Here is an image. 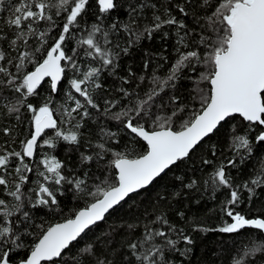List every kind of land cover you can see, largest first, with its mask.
I'll return each mask as SVG.
<instances>
[{"label":"snow or ice","instance_id":"snow-or-ice-1","mask_svg":"<svg viewBox=\"0 0 264 264\" xmlns=\"http://www.w3.org/2000/svg\"><path fill=\"white\" fill-rule=\"evenodd\" d=\"M97 2L100 13H109L117 7L115 0ZM88 3L89 0H16L6 20L7 26L16 29L15 39L9 43L12 50L18 54L15 58H9L10 54L0 49V62H6L16 69L13 73L5 63H0V74L6 78L0 81V85L10 87L14 93L21 94L15 104L7 107V111L10 114L15 113L19 119L21 108H26L32 113L33 127L30 138L21 141V151L0 150V186H8V168L13 159L18 161L15 166L18 181L13 185L14 190L8 192V195L17 202L13 206L16 212L23 208L21 187L29 180L25 173L32 171L26 158L36 156L40 147L39 140L45 131L55 130L53 138L43 140V144L50 148H55L59 140L78 144L82 121L90 115L88 107L97 111L102 108L94 96L96 90L102 88L98 82L102 72L109 67L115 68L121 53L127 54L131 45L145 33L151 37L153 32L160 30L164 25L178 24L181 29L186 28L183 21H178L169 13L167 18L154 15L153 23L145 25L143 31H138V21L143 15V9L156 7L147 4L145 0L137 5H130L128 23H113L109 28L93 24L86 36L76 39L77 47L67 49L65 45L71 42L73 29L85 13ZM199 4L202 8L211 7L213 0H199ZM177 7L185 16L188 15L185 7L180 5ZM57 17L63 20L62 28L58 38H52L49 45V33L57 26ZM205 20L210 29L208 37L201 36L199 44L192 50L181 51L180 47H177L178 58L168 74L161 78L153 73L150 79L151 87L144 94V98L137 97L133 101L131 99L133 93L120 89L129 103L122 107L114 118L120 120L137 138L146 142L145 150L139 155L131 156L126 152L113 151L112 148L106 147L105 143H97L98 159L106 153L112 154L110 164L116 170L114 182L105 179L93 190L87 191L85 194L91 198V202L76 211L72 217L46 228L43 224L35 226L40 229V233L31 244L26 257L20 259L17 264H55L54 258H61L66 251L70 252L74 244L87 234L86 230H91L98 222L104 221L110 210L121 205L130 194H138L140 190L152 185L177 162L189 158L205 138L215 134L222 123L235 115L238 114L248 122L250 128L257 125L264 128V0H216L211 15ZM41 22L47 25V31L39 30ZM121 28L129 36L128 46L122 49L119 44H113L109 39L110 33L118 32ZM187 35L185 32L178 40L179 45L184 48L188 47L185 44ZM30 37L37 38L38 47L29 48ZM4 38L0 34V39ZM201 45L204 49L203 54L199 50ZM78 48L83 49L84 55L98 64L89 66L79 78L74 77L69 81L71 89L84 98V103L69 94V99L74 100L75 107L65 109V114L73 118L72 114L77 113L80 122L74 126L75 130L64 131L54 118V110L48 102L37 107L26 100L27 97L37 94L46 77L50 78L51 91L56 92L58 85L66 77V68L80 72V65L76 60L79 55ZM69 51L71 55L68 54ZM193 61L196 65L203 63L210 67L211 70L207 74L202 73L200 79L207 80L211 87L208 93L201 90L199 109H194L186 120H182L179 126H176L175 120L181 119V114L186 109L177 105L169 114H164L166 106L156 105L155 100L167 87L174 86V82L184 70L188 68L196 70ZM28 65L33 66L31 71L26 70ZM147 67L146 63L145 68ZM145 79L143 76L140 77L141 82ZM177 99L173 96L170 101L175 104ZM119 104L120 101L105 100L104 113L107 114ZM158 112L161 114H157ZM3 131L7 135L11 130L5 128ZM104 135L111 137L114 134ZM255 141L258 144L264 142V131L256 135ZM231 147L234 150L244 149L249 154L253 151L248 134H237L235 128ZM92 159V156L82 155V160ZM40 163L44 171L40 172L42 182L37 185L33 207L56 205V193L64 184L74 185L78 191L85 192L86 181L72 179L62 174V164L55 156H44ZM204 163L208 164L211 161L205 160ZM228 164L234 166V160H229ZM195 184L196 181L193 180L186 187L192 188ZM211 184L213 191L224 188L229 193L221 210L232 222L225 223L216 230L222 233H238L245 228L264 231V217L248 218L234 211L235 206L241 202V189L251 194L254 188L250 185L264 186V163L253 178L235 186L225 166L221 165L214 171ZM51 185L58 187L53 189ZM13 215V209L7 206L4 199H0V264H12L13 249L24 246L15 222L9 220ZM23 216L26 220L29 219L27 211L23 212ZM180 216L183 217V213H180ZM150 223L159 224V227L146 224L141 236L127 245L129 255L123 257L121 264H174L167 258V254L171 251H180L177 244L181 239L189 245L193 243L192 238L184 234V229H178L164 215H157ZM127 227L132 230L136 226L129 224ZM193 230L203 228L197 226ZM256 252H264V244L254 243L252 247L246 246L243 256L234 258L233 264H245V259ZM185 254L186 252L181 253ZM79 255L82 258L95 256V264H115L107 257L100 258L93 244L81 248ZM76 264H79V261Z\"/></svg>","mask_w":264,"mask_h":264},{"label":"trees","instance_id":"trees-1","mask_svg":"<svg viewBox=\"0 0 264 264\" xmlns=\"http://www.w3.org/2000/svg\"><path fill=\"white\" fill-rule=\"evenodd\" d=\"M115 2L117 7L105 14L100 13L97 0H89L85 13L73 29L71 42L65 47L67 49L77 47L76 39L86 36L93 24H101L104 28H109L113 23H128L130 5H137L145 0H115ZM15 3L16 0H0V34L5 37L0 39V49L10 54L9 58H15L18 54L12 50L9 43L15 39L16 29L6 24L11 6ZM146 3L156 7L143 9V15L138 21V31H143L145 25L152 24L154 15L167 18L169 13L178 21H183L186 28L181 29L178 24L164 25L160 30L153 32L151 37L145 33L131 45L127 54L121 53L115 68L109 67L102 72L98 81L102 88L94 93L102 108L97 111L88 107L90 115L82 121L78 144L59 140L55 148H50L43 144V140L53 138L55 130L45 131L39 141L40 147L36 156L33 159L26 158L32 171L25 173L29 180L21 187L23 208L19 212L13 208L17 202L8 195L9 191L14 190L13 185L18 181V175L15 173L18 161L15 159L11 161L7 176L9 184L7 187L0 186V199H4L7 206L13 209L14 215L9 217V220L15 222L24 245L13 249L12 262L17 263L28 254L31 244L40 233V229L35 226L43 224L46 228L72 217L76 211L91 202V198L85 194L87 191L93 190L105 179L108 182H114L116 170L110 164L113 159L112 154L106 153L98 159L96 157L99 151L96 147L97 143H105L106 147L112 148L113 151L126 152L131 156L139 155L145 150L146 143L125 128L120 120L114 118V115L129 103L120 89L133 93L131 98L133 101L137 97L144 98V94L151 87L150 79L153 73L161 78L168 74L172 64L178 58L177 47H180L181 51L192 50L199 44L201 36L208 37L210 29L205 18L211 15L216 0H213L211 7L206 8L200 6L199 0H146ZM177 5L185 7L188 15L181 13ZM56 22L57 26L49 33V45L52 38H58L62 28L63 20L57 17ZM39 30L47 31V25L41 22ZM185 32L188 33L185 37L187 48L178 43L179 36L184 35ZM109 39L113 41V44H119L121 49L128 46L129 36L122 28L118 32L110 33ZM28 46L31 49L38 47L37 38L30 37ZM199 50L203 54L202 45ZM78 51L76 60L80 65V72H73L72 69L66 68V77L59 84L56 92L51 91L50 80L47 79L38 88L37 94L27 97L26 100L27 103L37 107L48 102L54 110V118L64 131L75 130L74 126L80 122L77 113L72 114L73 118L65 114V109L70 110L75 107L74 100L69 99V94L84 103V98L71 89L69 81L74 77L79 78L89 66L98 64L97 61L86 57L83 49L78 48ZM68 54L72 53L69 51ZM0 63H5L11 72H16L12 65H7L6 62ZM146 63L147 68H145ZM193 65L195 71L192 68L184 70L174 82V86L167 87L155 100L156 105L166 106L164 114H169L177 105L186 109L181 114V119L175 120L176 126H179L182 120H186L194 109H199L201 90L208 93L211 87L207 80L200 79L202 73L207 74L211 70L210 67L203 63L196 65L195 61ZM32 67L28 65L26 70L31 71ZM142 76L146 78L143 82L140 81ZM5 79L0 74V81ZM20 95L14 93L10 87L0 85V150L21 151V141L30 138V133L33 131L32 113L26 108H21L19 119L16 118L15 113L10 114L7 111V107L15 104ZM173 96L178 98L175 104L170 101ZM105 100L120 101V104L105 114L103 111ZM5 128L11 130L10 134L4 133ZM233 128L236 129L237 134H248L252 141V153L249 154L244 149L234 150L231 147ZM261 131H264V128L258 125L250 128L248 122L238 115L228 119L222 123L215 134L205 138L189 158L177 162L166 171V174L146 189L140 190L138 194H131L121 205L109 212L104 221L97 223L91 230H86L87 234L74 244L70 252L66 251L61 258L55 259V264H76L77 261L79 264H95V256L82 258L79 255V250L87 244L95 246L96 254L100 258L107 257L115 264H121L123 257L129 255L127 245L141 236L146 224L159 227V224L150 223L157 215L166 216L170 223L178 229H184V234L192 238L193 243L190 245L181 239L177 244L180 251H171L167 254V258L174 264H233L234 258L243 256L246 246L252 247L254 243L264 244V233L254 228H245L238 233H222L216 230L225 223L232 222L231 218L221 210L229 193L224 188L213 191L211 184L214 171L221 165L225 166L234 186L242 185L257 174L261 164L264 163V142L258 144L255 141L256 135ZM104 133L114 135L110 137ZM82 155L92 156L93 159L82 160ZM44 156H55L62 164V174L72 179L79 178L86 181L85 192L78 191L74 185L64 184L56 193V205L33 207L37 185L42 182L40 172L44 171V167L40 161ZM205 160L211 163L206 164ZM229 160H234V166L228 164ZM193 180L196 184L192 188L186 187ZM51 187L55 189L58 186L51 185ZM250 187L254 188L251 194L241 189V202L235 206L234 211L248 218L264 217V186L250 185ZM24 211L29 213L27 220L23 216ZM180 213H183V217ZM129 224L136 227L130 230L127 227ZM197 226L202 227L203 230L194 231L193 229ZM173 238L176 237L173 236ZM182 252L186 254L181 255ZM245 264H264V252H256L248 256Z\"/></svg>","mask_w":264,"mask_h":264},{"label":"water","instance_id":"water-1","mask_svg":"<svg viewBox=\"0 0 264 264\" xmlns=\"http://www.w3.org/2000/svg\"><path fill=\"white\" fill-rule=\"evenodd\" d=\"M47 79L50 80V78H47V77H46L45 80H44L43 82H45ZM43 82H42V83H43ZM42 83H41V84H42ZM58 86H59V85H58ZM237 115H238V114H237ZM238 116H239V115H238ZM46 131H47V130H46ZM39 141H40V140H39ZM145 143H146V142H145ZM33 158H34V157H33ZM33 158H30V159H33ZM130 195H131V194H130ZM126 199H127V198H126ZM121 203H122V202H121ZM116 207H117V206H116ZM116 207H115V208H116ZM115 208H114V209H115ZM111 211H112V210H110V212H111ZM106 215H107V214H106ZM58 223H59V222H58ZM98 223H99V222H98ZM260 231H262V230H260ZM262 232L264 233V231H262ZM54 259H57V258H54ZM12 264H17V263L12 262Z\"/></svg>","mask_w":264,"mask_h":264},{"label":"rangeland","instance_id":"rangeland-1","mask_svg":"<svg viewBox=\"0 0 264 264\" xmlns=\"http://www.w3.org/2000/svg\"><path fill=\"white\" fill-rule=\"evenodd\" d=\"M41 140V139H40Z\"/></svg>","mask_w":264,"mask_h":264}]
</instances>
